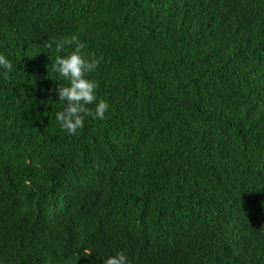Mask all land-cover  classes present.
I'll return each mask as SVG.
<instances>
[{
  "label": "trees",
  "instance_id": "obj_1",
  "mask_svg": "<svg viewBox=\"0 0 264 264\" xmlns=\"http://www.w3.org/2000/svg\"><path fill=\"white\" fill-rule=\"evenodd\" d=\"M72 36L110 105L74 135ZM0 53V264H264V0H0Z\"/></svg>",
  "mask_w": 264,
  "mask_h": 264
},
{
  "label": "clouds",
  "instance_id": "obj_2",
  "mask_svg": "<svg viewBox=\"0 0 264 264\" xmlns=\"http://www.w3.org/2000/svg\"><path fill=\"white\" fill-rule=\"evenodd\" d=\"M56 51L63 53L54 58L51 69L57 73L62 81L55 94L60 102V110L55 112V120L62 130L70 135L77 133L85 125L86 118L103 120L105 113L109 110V103L104 99H98V85L95 80L89 78L90 74L98 67V60L89 58L85 53V43L77 36L70 39L53 42ZM72 47L71 51H64V46ZM13 69L10 59L0 53V70L7 75ZM92 105L93 107H89ZM103 264H128V257L123 252L107 255Z\"/></svg>",
  "mask_w": 264,
  "mask_h": 264
}]
</instances>
